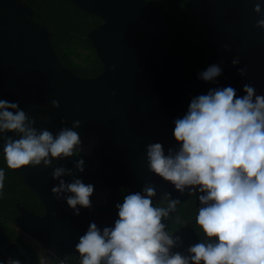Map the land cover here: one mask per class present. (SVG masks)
Segmentation results:
<instances>
[{
    "label": "water",
    "instance_id": "95a60500",
    "mask_svg": "<svg viewBox=\"0 0 264 264\" xmlns=\"http://www.w3.org/2000/svg\"><path fill=\"white\" fill-rule=\"evenodd\" d=\"M70 1L102 20L88 32L103 63L96 76H80L64 65L49 32L32 20L26 6L0 0V98L19 101L30 115H38L37 127L53 132L81 121L76 131L84 145V172H75L76 156L54 161L53 167L73 168L85 183L94 184L91 209L73 216L65 201L55 198L50 190L58 181L51 177L52 167L12 169L44 207L38 214L19 205L16 226L40 244L42 259L67 263L71 255L79 256L74 246L90 221L102 229L116 219V209H99L114 196L108 169L136 191L152 186L157 192L171 182L148 170L145 146L161 142L168 154L176 144L172 121L187 111L191 98L214 87L231 85L243 95L245 83L264 85V33L255 26V0H188L192 15L240 57V65L223 69L218 83L198 79L200 71L185 66L164 46L139 37L167 30L162 14L145 0ZM243 66L247 75L241 78L237 67ZM52 99L58 100V108L52 107ZM2 144L0 140V150Z\"/></svg>",
    "mask_w": 264,
    "mask_h": 264
},
{
    "label": "clouds",
    "instance_id": "9594fccd",
    "mask_svg": "<svg viewBox=\"0 0 264 264\" xmlns=\"http://www.w3.org/2000/svg\"><path fill=\"white\" fill-rule=\"evenodd\" d=\"M252 10L259 17L255 26L264 33V0H255ZM231 64L240 65V57L234 55ZM222 72L220 64L212 63L198 79L218 83ZM237 73L244 78L247 66L237 67ZM242 91L237 95L229 85L194 96L187 111L172 121L178 149L166 155L161 142L145 146L151 173L180 192L187 188L189 194H199L195 222L204 239L188 246V255L172 252L179 237L165 231L161 221L179 201L155 206V189L144 186L115 204L116 219L110 227L89 222L74 246L80 264H264V92L258 93L251 83L243 84ZM51 105L58 108V100L52 99ZM38 118L19 101L0 98V153L10 169L52 167L51 177L58 183L51 193L78 216L81 209L92 208L94 184L85 183L73 168L53 163L76 156L75 172H84V145L76 131L81 121L53 132L37 127ZM5 175L0 167V196ZM0 264L23 262L9 256Z\"/></svg>",
    "mask_w": 264,
    "mask_h": 264
},
{
    "label": "rangeland",
    "instance_id": "374dc122",
    "mask_svg": "<svg viewBox=\"0 0 264 264\" xmlns=\"http://www.w3.org/2000/svg\"><path fill=\"white\" fill-rule=\"evenodd\" d=\"M145 1L162 14L167 23V30L163 33H143L139 37L164 46L188 68L202 71L200 63L206 55V39H211L213 36L192 15L188 0ZM17 2L26 6L32 20L49 32L54 52L74 73L92 77L103 70V63L88 38V32L102 22L101 18L78 9L70 0H17ZM230 65H232L231 61L222 64L221 67L224 69ZM256 90L258 93L264 92V85L257 86ZM178 147L174 144L171 149L175 151ZM0 167L5 169L6 174L3 195L0 196V252L3 250L18 252L22 245L17 238H14L16 236L29 250L41 249L42 255L43 248L16 226V220L19 217V205L41 214L44 212L43 204L37 194L7 167L1 153ZM107 177L114 185V196L99 207L101 210L115 209V204L129 191H136L125 183L114 169L107 170ZM173 189H175L174 185L169 183L155 192L152 198L153 204L158 207H167L169 200L181 201L168 217L162 218L161 222L166 225L165 231L173 238L179 237L176 243L189 244L188 235L193 236L192 242L202 241L203 234L195 222L200 207L197 199L199 194H189L188 189L185 188L184 193L169 196ZM187 223H190L189 227L186 226ZM187 228H189L187 234L181 236L182 230ZM41 255L39 264H42V261L43 264H51L53 261L59 264L58 260H43ZM70 258L73 264H80L79 256L72 255Z\"/></svg>",
    "mask_w": 264,
    "mask_h": 264
},
{
    "label": "trees",
    "instance_id": "16d2710c",
    "mask_svg": "<svg viewBox=\"0 0 264 264\" xmlns=\"http://www.w3.org/2000/svg\"><path fill=\"white\" fill-rule=\"evenodd\" d=\"M69 1V0H68ZM71 2V1H70ZM80 10H83L79 7H77ZM85 11V10H83ZM222 49V51H221ZM218 50L220 52H218ZM236 55L234 51L228 47L226 44L214 39L211 37V39H206V55L202 58V61L200 63V69L204 70L208 65L212 63H218L220 66L222 64L228 63L231 61L232 57ZM4 159V157H3ZM19 178V177H18ZM181 193L179 190L173 189L169 196H173L175 194ZM184 193V192H182ZM181 201H179L180 203ZM188 222V221H187ZM190 223H187L186 226L189 227ZM188 229L182 230L180 233L181 236H185L188 232ZM193 236L188 235L187 239H189V244H186L185 242H178L175 244V246L171 249L172 252L179 251L184 255H188L187 248L188 246L197 243L198 241L192 242ZM14 238H17L18 242L22 245L21 248H19L18 252H14L12 250H3L0 252V260L7 259V257L11 256L13 258L20 259L23 264H39V258L41 255V249L40 250H29L28 247H26L21 240L14 236ZM29 250V252H28ZM72 256V255H71ZM70 256V257H71ZM72 258L69 259L67 264H73ZM60 264V261H58ZM51 264H56L55 261H53Z\"/></svg>",
    "mask_w": 264,
    "mask_h": 264
}]
</instances>
